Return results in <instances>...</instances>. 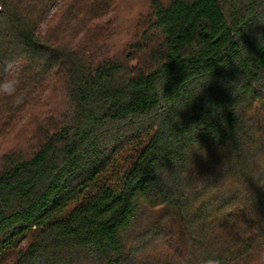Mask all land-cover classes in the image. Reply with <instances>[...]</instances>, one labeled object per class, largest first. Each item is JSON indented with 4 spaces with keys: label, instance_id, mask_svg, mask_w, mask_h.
I'll list each match as a JSON object with an SVG mask.
<instances>
[{
    "label": "trees",
    "instance_id": "obj_1",
    "mask_svg": "<svg viewBox=\"0 0 264 264\" xmlns=\"http://www.w3.org/2000/svg\"><path fill=\"white\" fill-rule=\"evenodd\" d=\"M11 60L0 264L264 253V0H0Z\"/></svg>",
    "mask_w": 264,
    "mask_h": 264
},
{
    "label": "clouds",
    "instance_id": "obj_2",
    "mask_svg": "<svg viewBox=\"0 0 264 264\" xmlns=\"http://www.w3.org/2000/svg\"><path fill=\"white\" fill-rule=\"evenodd\" d=\"M18 60H11L3 67V76H0V97L11 98L14 102H22L19 95L21 79L19 77ZM206 264H216L214 259H208ZM253 264H264V253L260 258L253 261Z\"/></svg>",
    "mask_w": 264,
    "mask_h": 264
},
{
    "label": "rangeland",
    "instance_id": "obj_3",
    "mask_svg": "<svg viewBox=\"0 0 264 264\" xmlns=\"http://www.w3.org/2000/svg\"><path fill=\"white\" fill-rule=\"evenodd\" d=\"M132 7L135 9L136 12L141 13V19L146 16V13L149 8L150 0H130ZM122 40H126L124 36L121 37ZM54 100V99H53ZM56 102H60L59 100H54ZM25 132L24 130L12 128L9 130L8 134L5 136H0V150L9 149L14 147L16 144H19V140L15 139L17 134H21ZM1 154V152H0Z\"/></svg>",
    "mask_w": 264,
    "mask_h": 264
}]
</instances>
